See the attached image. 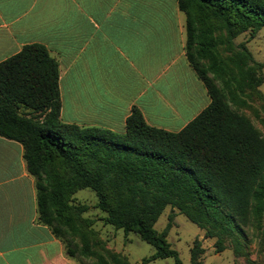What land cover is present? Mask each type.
<instances>
[{
  "label": "trees",
  "instance_id": "16d2710c",
  "mask_svg": "<svg viewBox=\"0 0 264 264\" xmlns=\"http://www.w3.org/2000/svg\"><path fill=\"white\" fill-rule=\"evenodd\" d=\"M185 15V51L204 83L210 103L179 131L149 125L133 107L123 133L81 127L60 118L58 63L37 43L0 62V136L22 144L34 178L38 222L61 241L79 264H132L108 250L83 218L87 204L74 194L91 188L106 224L135 233L154 252L146 264L172 257L167 240L174 213L184 214L215 238V250L245 237L241 226L259 228L264 218V137L237 107L247 106L246 89L259 87L258 71L245 48L232 53L241 32L264 28V0H177ZM221 48L229 51L222 56ZM252 62V64L250 63ZM170 206L162 230L155 223ZM205 249L195 238L190 264H202Z\"/></svg>",
  "mask_w": 264,
  "mask_h": 264
},
{
  "label": "crops",
  "instance_id": "0c3cea01",
  "mask_svg": "<svg viewBox=\"0 0 264 264\" xmlns=\"http://www.w3.org/2000/svg\"><path fill=\"white\" fill-rule=\"evenodd\" d=\"M185 41L177 0H0V62L43 45L58 63L60 118L81 127L123 133L137 107L149 125L181 130L210 103ZM23 152L0 136V264H79L38 222Z\"/></svg>",
  "mask_w": 264,
  "mask_h": 264
},
{
  "label": "rangeland",
  "instance_id": "374dc122",
  "mask_svg": "<svg viewBox=\"0 0 264 264\" xmlns=\"http://www.w3.org/2000/svg\"><path fill=\"white\" fill-rule=\"evenodd\" d=\"M232 53L235 54L247 49L254 62H264V28L253 32L247 30L241 32L234 38ZM222 56L229 55V51L221 48ZM252 64V62H250ZM258 73L264 77V67ZM243 98L247 106L237 107L244 113L260 131L264 137V81L256 89L244 91ZM74 203L87 204L88 211L82 214L83 218L92 221L91 227L97 232L100 239L105 241L108 250L127 256L132 264H142V259L150 256L154 252V247L141 240L135 233H124L122 229H115L106 224L103 220L106 213L97 206L95 192L91 188L78 190L74 194ZM171 207L167 206L155 223L157 230H162L168 222V214L171 213ZM174 220L167 240L171 247L178 251L183 264H190V248L195 238H198L199 227L191 222L184 214L173 210ZM246 233L245 237H239L242 241V247L234 260L233 242L231 238L225 237V245L228 249L221 253L216 250L206 252L202 257V264H264V218L259 228L252 226H241ZM172 257L156 259L146 264H173Z\"/></svg>",
  "mask_w": 264,
  "mask_h": 264
}]
</instances>
